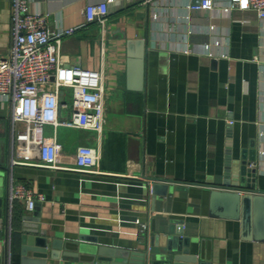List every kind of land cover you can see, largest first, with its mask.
Masks as SVG:
<instances>
[{
  "label": "crops",
  "instance_id": "crops-1",
  "mask_svg": "<svg viewBox=\"0 0 264 264\" xmlns=\"http://www.w3.org/2000/svg\"><path fill=\"white\" fill-rule=\"evenodd\" d=\"M27 1L51 31L75 28L61 38V60L103 73L106 124L100 137L59 128L60 169L12 166L10 105L0 101V197L9 199L11 180L45 197L33 212L10 204L0 263L13 253L20 262L22 218L37 213L41 231L65 243L88 235L108 249L144 250L182 222L212 264H264V243L242 240L239 221L209 216V185L232 177L243 152L264 192V21L225 11L229 0H213L212 11L191 10L195 0ZM11 2L0 0V59L12 44ZM102 2L104 25L86 23L87 5ZM136 40L147 48L140 92L127 89V44ZM79 146L101 150L99 173L72 170ZM151 179L171 192L153 201Z\"/></svg>",
  "mask_w": 264,
  "mask_h": 264
},
{
  "label": "built area",
  "instance_id": "built-area-1",
  "mask_svg": "<svg viewBox=\"0 0 264 264\" xmlns=\"http://www.w3.org/2000/svg\"><path fill=\"white\" fill-rule=\"evenodd\" d=\"M11 7L12 44L8 56L0 59V101L10 105L11 165L60 169L59 128L103 134L104 76L62 62L61 38L72 35L75 28L51 31L48 15L33 12L27 0H12ZM189 8L212 11L214 4L213 0H195ZM232 9L253 10L264 21V0H229L225 11ZM83 15L86 23L104 25L108 5L89 3ZM100 160L99 148L79 146L72 170L97 174ZM9 201H22L33 212L45 197L11 180Z\"/></svg>",
  "mask_w": 264,
  "mask_h": 264
},
{
  "label": "water",
  "instance_id": "water-1",
  "mask_svg": "<svg viewBox=\"0 0 264 264\" xmlns=\"http://www.w3.org/2000/svg\"><path fill=\"white\" fill-rule=\"evenodd\" d=\"M127 47V89L140 92L145 86L147 48L143 40L129 41ZM249 165L246 152H243L238 167L231 169L232 177L209 185V216L239 221L242 240L264 243V192L256 188V172L249 169ZM151 182L149 192L153 201L172 190L160 179H151ZM10 207L9 199L0 197V241L4 240L5 246L9 238L6 232ZM183 224L150 239L144 250L127 252L99 246L97 239L88 235H80L74 243L51 239L41 231L40 218L34 213L22 218L19 264H49L60 260L83 264H212L210 258H206L203 241L185 235ZM8 244L10 249V242Z\"/></svg>",
  "mask_w": 264,
  "mask_h": 264
},
{
  "label": "trees",
  "instance_id": "trees-1",
  "mask_svg": "<svg viewBox=\"0 0 264 264\" xmlns=\"http://www.w3.org/2000/svg\"><path fill=\"white\" fill-rule=\"evenodd\" d=\"M11 264H19L18 257L14 253L12 254Z\"/></svg>",
  "mask_w": 264,
  "mask_h": 264
}]
</instances>
